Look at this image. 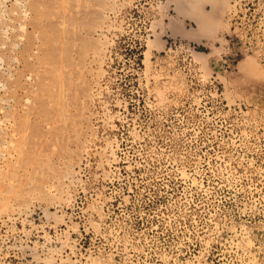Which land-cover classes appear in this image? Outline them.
<instances>
[{"label":"rangeland","instance_id":"obj_1","mask_svg":"<svg viewBox=\"0 0 264 264\" xmlns=\"http://www.w3.org/2000/svg\"><path fill=\"white\" fill-rule=\"evenodd\" d=\"M0 264H264V0H0Z\"/></svg>","mask_w":264,"mask_h":264},{"label":"bare ground","instance_id":"obj_2","mask_svg":"<svg viewBox=\"0 0 264 264\" xmlns=\"http://www.w3.org/2000/svg\"><path fill=\"white\" fill-rule=\"evenodd\" d=\"M19 5L22 6V0H19ZM22 10V9H21Z\"/></svg>","mask_w":264,"mask_h":264}]
</instances>
